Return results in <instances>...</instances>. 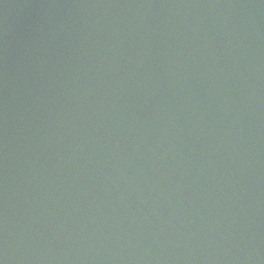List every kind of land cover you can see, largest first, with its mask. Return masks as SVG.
I'll use <instances>...</instances> for the list:
<instances>
[{
    "label": "water",
    "instance_id": "water-1",
    "mask_svg": "<svg viewBox=\"0 0 264 264\" xmlns=\"http://www.w3.org/2000/svg\"><path fill=\"white\" fill-rule=\"evenodd\" d=\"M0 264H264V0H0Z\"/></svg>",
    "mask_w": 264,
    "mask_h": 264
}]
</instances>
